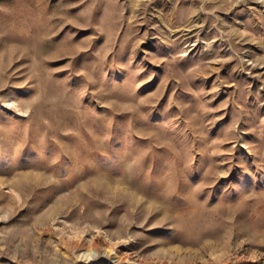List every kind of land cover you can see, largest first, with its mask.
Wrapping results in <instances>:
<instances>
[{
    "label": "rangeland",
    "instance_id": "1",
    "mask_svg": "<svg viewBox=\"0 0 264 264\" xmlns=\"http://www.w3.org/2000/svg\"><path fill=\"white\" fill-rule=\"evenodd\" d=\"M0 264H264V0H0Z\"/></svg>",
    "mask_w": 264,
    "mask_h": 264
},
{
    "label": "bare ground",
    "instance_id": "2",
    "mask_svg": "<svg viewBox=\"0 0 264 264\" xmlns=\"http://www.w3.org/2000/svg\"><path fill=\"white\" fill-rule=\"evenodd\" d=\"M109 253V250L106 249L105 251L102 252L103 256L108 254ZM81 255H85L87 256V258H96L99 256V252L97 250H94V249H90V250H84Z\"/></svg>",
    "mask_w": 264,
    "mask_h": 264
}]
</instances>
